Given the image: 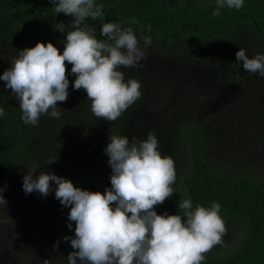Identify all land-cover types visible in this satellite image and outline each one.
<instances>
[{
	"label": "trees",
	"instance_id": "16d2710c",
	"mask_svg": "<svg viewBox=\"0 0 264 264\" xmlns=\"http://www.w3.org/2000/svg\"><path fill=\"white\" fill-rule=\"evenodd\" d=\"M259 1L244 0V5L239 10L225 6L220 9L221 15L216 17L213 15L216 0H95L97 5H103L105 14L103 20L87 21L94 27L96 37L106 39L101 35V27L105 22L138 27L140 31L147 32L152 43L144 49L145 60L151 62L155 70L154 76L147 77L148 68H143L144 63H140L142 67L119 69L123 72L125 81L132 78L140 82L141 96L116 121L111 122L109 127L92 113L91 101L85 90L73 88L72 83L76 77L68 63V99L57 104L58 108L66 105L59 119L47 114L41 115L35 126L26 124L21 119L20 110L11 103L12 97L0 94V107L4 109V115L0 116V179L11 180L23 174V189L22 170L32 156L36 158V175L42 171L54 170L52 173L70 179L75 185L104 191L111 187L112 170L106 175H96L91 170V162L101 160L106 155L104 149L110 137L126 136L131 144L133 138L143 141L149 132H154L161 155L170 156L174 160L176 171V181L172 186L175 192L163 204L155 207L157 214H177L178 204L186 198H191L193 208L196 204L211 207L213 202L219 203V214L226 222V234H231L233 224L238 226L241 236L233 250L222 246L226 252H220L221 249L208 252L202 264H264V181H254L245 172L234 175L231 167L213 164L206 142V137L211 134L209 124L201 121L202 119L194 121L186 112L182 113L177 109L167 118V110L170 111L178 104L181 97L176 92L177 88L169 92L170 86L167 85L161 90L156 85L160 80H155L156 76L164 77L167 74L176 75L179 80L190 77L195 84H201V87L203 85L199 90L208 97L219 96L230 84L237 85L241 91L246 83L234 81L227 75L232 70L234 72L233 61L236 58V47L230 44L233 42V33L244 32V29L247 32L245 26L251 24H255L254 29L261 36L264 35V23L261 22L264 20V7L263 10H258ZM67 18L73 19L64 13L56 14L55 4L50 0H0V51L8 57L10 66L22 46L29 44L32 47L37 41L51 42L62 53L66 34L72 30L71 22L65 21ZM61 24L64 25V32L57 30ZM167 57L169 59L165 64L164 58ZM237 63L238 61L235 64ZM211 69H214L213 72ZM222 69L226 73L224 76L219 73ZM259 80L264 99V76L260 75ZM151 95L155 98L157 95L160 97L159 101L164 102L158 113L147 107V99ZM227 96L224 99L236 94ZM224 99L218 100L221 107ZM228 100V103L232 101ZM207 108V104L201 105V102L195 101L192 110H198L202 118ZM179 133L188 144L187 148H190L189 154L184 150L186 147H181L177 142ZM202 147L207 148V153L200 151ZM56 156V162L47 164ZM228 159V156L224 157L220 162L227 163ZM50 183L51 188L55 189V183ZM38 209L39 206L35 203H24L20 211L26 222L23 227L32 236L27 225L38 214L43 217ZM68 223L70 221L67 219L55 226L61 238L75 235V223L71 222V229L68 228ZM40 233L45 238L48 236L47 231ZM57 238L49 234L45 239L48 242L45 246L38 240L31 247L35 254L46 256L57 249L54 241ZM70 249L71 244L67 241L64 251L69 253L72 251ZM53 255L56 257L59 253Z\"/></svg>",
	"mask_w": 264,
	"mask_h": 264
},
{
	"label": "clouds",
	"instance_id": "9594fccd",
	"mask_svg": "<svg viewBox=\"0 0 264 264\" xmlns=\"http://www.w3.org/2000/svg\"><path fill=\"white\" fill-rule=\"evenodd\" d=\"M50 2L56 14L73 17L63 52L51 42L37 41L19 50L11 67L0 73V81L19 101L22 121L35 126L41 115L59 119L57 104L68 99L66 63L76 77L73 88L85 90L94 116L116 121L141 96L140 82L125 81L119 69L142 67L140 61L146 59L144 49L151 45V37H143L141 47L132 27L105 22L101 35L106 39H98L87 21L104 19L102 4L95 0ZM243 5L244 0H216L213 15L219 17L225 6L239 10ZM57 30L64 32V25ZM235 56L244 71L264 76V54L249 58L239 48ZM104 152L112 174L111 187L103 193L76 187L70 179L50 171L34 175L36 166L23 176L25 194L36 191L46 197L54 182L55 198L69 207L67 226L71 229V222L75 223V235L63 238L73 249L68 264H202L205 254L223 243L227 227L219 203L193 208L191 198H186L178 204L177 214L155 211L175 192L176 171L174 160L161 155L154 132L143 141L133 138L131 144L128 137L113 135ZM2 193L0 188V205L6 206Z\"/></svg>",
	"mask_w": 264,
	"mask_h": 264
},
{
	"label": "rangeland",
	"instance_id": "374dc122",
	"mask_svg": "<svg viewBox=\"0 0 264 264\" xmlns=\"http://www.w3.org/2000/svg\"><path fill=\"white\" fill-rule=\"evenodd\" d=\"M263 7L264 0H260L257 4V8L258 10H263ZM65 21L71 22V19L67 18ZM254 22L256 23V20H254ZM261 22L263 24L264 20ZM118 24L125 28L132 27L135 35L140 39V43L143 42V37L148 36L147 32L140 31L138 27L126 26L121 23ZM253 25L255 24L245 26V28L248 29L247 32H245L243 27L244 32L239 31L236 34L233 33V42L230 44L236 47V51H238L239 48L245 49L249 58H252L256 54H264V35L261 36L254 29ZM26 47L31 46L29 44L27 46H22L21 50ZM7 58L5 53L0 51V73H3L4 70L11 67ZM168 59L169 57L164 58L166 61L165 64H167ZM140 63H144L143 68H148L147 77L154 76L155 70L152 68L151 62L143 59ZM235 63L236 58L233 61V74H231L232 72H228L227 75L234 81L241 80L242 83H246L241 91L238 90L237 85L230 84L224 88L219 96L208 97L203 95L202 90L201 92L199 90L203 85L201 87V84H195L193 81L194 79L191 80L190 77H185V79L179 80L178 76L173 74H167L164 77L161 75L156 76L155 80H160L159 83L156 82V85L161 88V90L166 88L167 85L170 86L169 92L177 88L176 92L178 91L177 94L181 97L178 104L172 107L170 111L167 110V118H169L171 114H174L177 109L182 113L186 112V114L190 115L189 118L194 121L199 122L202 119L201 121L209 124L211 134L209 137H206V142L213 164L231 167V173L234 175L245 172L248 177H253L254 181L261 179L264 181V99H262L263 90L261 89V80H259L260 74L246 72L243 70L240 62L237 64ZM213 70L214 69H211V72H213ZM219 73L221 76L226 75L223 69L220 70ZM238 92L240 93L238 94ZM0 94L2 96H11V103L16 105L18 111L20 110L21 112L18 99L11 90L4 85L3 81H0ZM229 94H236V96L224 99L226 95L229 97ZM159 99L160 97L158 98L157 95L156 98L153 95L148 96L147 107H149V110L151 109V111L155 113L161 111L164 102L159 101ZM219 99H224V105L222 107L218 104ZM228 99H232V101L228 103V101H230ZM195 101L201 102V105H208L202 118L199 116L198 110L195 109L197 112L192 110ZM188 102H190L189 105L187 104ZM65 106V104L61 105L58 110L61 112ZM102 122L104 124L106 123V126L108 125L107 127L111 125L109 121L102 119ZM175 138L178 139L176 136ZM177 142L181 147H186L184 150H186L188 154L190 153V148H187L188 144L185 143L180 133ZM200 151H202L203 154L207 153V148L202 147ZM33 156H35V154ZM227 156L229 157V162L222 164L220 159H224V157ZM35 162L36 158L30 156L22 170L24 174L35 166ZM91 170L96 175H106L111 170L108 163V156L103 155L101 160H93L91 162ZM50 172H54V170ZM22 175L23 174H19L11 180L0 179V188L3 189L2 194L7 201L6 206L0 205V264H44V260L46 259L48 260V264H68V252L64 251L67 241L60 237V233L55 226L57 223H64L68 219L69 207L61 205L60 201L55 198L54 188H52L46 197L41 196L36 191L25 194L23 189H21ZM34 175L36 174L34 173ZM74 186L89 191H97L89 186H79L75 184ZM99 192L103 193L104 191ZM24 203L37 204L39 206L38 211L43 216L40 217L38 214L37 218L35 217L32 222L27 225L33 233V236L27 233V228L23 227V225L26 226V222L22 219L20 211H22ZM50 228L52 230H49ZM40 231H44V233L47 231L48 236L52 234V236L58 237L54 240L57 249L50 251L46 256L35 254L31 247L37 244L38 240H40L43 246L48 243L45 241L48 236L45 238ZM240 236L238 226L232 224L231 234H225L223 236V243L214 246L209 252H214L219 249H221V252L223 250L221 248L222 246L224 249L228 250L230 248V250H233L237 246L236 243L239 242L238 239ZM70 250L73 251L72 247ZM55 253H59V255L55 257L53 255Z\"/></svg>",
	"mask_w": 264,
	"mask_h": 264
}]
</instances>
